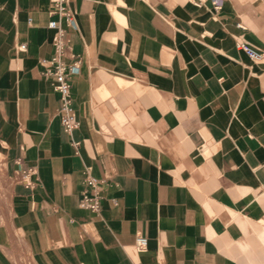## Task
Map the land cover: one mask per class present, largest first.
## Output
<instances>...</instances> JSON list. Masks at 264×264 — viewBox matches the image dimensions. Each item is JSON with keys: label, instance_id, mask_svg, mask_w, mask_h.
<instances>
[{"label": "crops", "instance_id": "1", "mask_svg": "<svg viewBox=\"0 0 264 264\" xmlns=\"http://www.w3.org/2000/svg\"><path fill=\"white\" fill-rule=\"evenodd\" d=\"M65 5L74 27L0 0V264H264V0ZM52 20L80 61L71 133Z\"/></svg>", "mask_w": 264, "mask_h": 264}, {"label": "built area", "instance_id": "2", "mask_svg": "<svg viewBox=\"0 0 264 264\" xmlns=\"http://www.w3.org/2000/svg\"><path fill=\"white\" fill-rule=\"evenodd\" d=\"M66 0H53L55 9L64 16L68 23L73 27L75 26V20L73 15L68 11L65 5ZM215 8H219V4L215 3ZM49 27L56 31L53 44L55 47L54 54L50 58L43 59V62H49L50 66L46 71V74L53 78L55 83V88L60 92V108L59 113L61 117V123L64 127V130L68 133H71L78 124V118L76 111L72 105L71 97V76L78 73L80 69V61L73 60L68 62L65 57V50L68 47L67 41L64 38V30L60 27L59 23L56 20L49 22ZM237 46L256 61L263 59V54L254 49L252 46L245 42H239ZM19 180L30 184L27 173H23ZM99 180L95 177H89L87 179V185L93 188L96 192L93 195L84 194L80 200L81 207L91 210L98 211L101 206V196L97 192V184ZM148 239L143 235H137L135 241V247L137 251L142 252L147 248Z\"/></svg>", "mask_w": 264, "mask_h": 264}]
</instances>
